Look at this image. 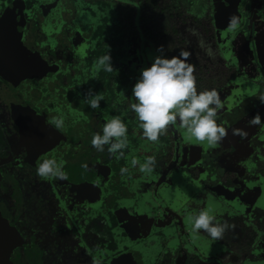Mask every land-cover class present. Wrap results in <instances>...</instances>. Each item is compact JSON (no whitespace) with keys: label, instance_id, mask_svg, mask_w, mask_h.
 Segmentation results:
<instances>
[{"label":"rangeland","instance_id":"1","mask_svg":"<svg viewBox=\"0 0 264 264\" xmlns=\"http://www.w3.org/2000/svg\"><path fill=\"white\" fill-rule=\"evenodd\" d=\"M0 1H2L0 5V77L2 81H0V84L2 85L1 91L9 93V99L1 98L0 103L5 105L3 109L6 112L4 115L7 119V127L16 131L15 125L20 122L22 126L21 137H24L25 140H31L33 143L31 147L33 149L38 148L46 154L41 161L40 157L36 156V153H34V150H27V152L34 153L32 160L20 164L13 176L3 185V189H6L7 192H0L1 244L6 241L7 235L12 230L14 233L19 232L7 223L8 220L18 221L21 218L19 213L22 207L20 199L15 195V191L9 190V186L13 185L12 183L17 184L21 181L22 185H25V181L31 182L49 195V201H47L46 198L43 200L41 191L34 190L31 194L42 208V213L45 216L43 218L44 221L41 222L43 225L45 224L48 226V218L46 217L49 216V208L53 207L55 212L65 214L66 201L64 195L66 194L65 197L69 200L73 199V191L78 190L77 182L80 176L72 174L70 176L71 179H73L71 183L61 178L44 180L37 175V166L44 160L55 159L57 163L63 160L65 163L62 170L65 174H68L70 173V167L68 166L66 155L72 153L69 144H75L81 150L87 151L90 149L89 145L92 143L87 137L82 139L84 142L81 141L83 133L88 134L90 132L92 135L93 131L97 128L98 132L102 134L101 131L103 132V126L106 120L103 126H101V123L97 121H102V119L105 118L102 115L92 116L94 109L89 108L90 105L85 98V94L89 89H94L99 79L100 82H102L105 75L104 72L101 71L102 67H99L97 62L92 65L91 71L84 70V64L80 62L84 60V57L89 56L95 59L97 55L102 57V55H105L107 52L110 53L113 59L114 50H117L119 46V43H115V41L120 37L121 32L130 22L127 13H133L134 11L138 12L141 8L140 4H142V0H134L132 3L127 0H119L116 4L120 6L116 8H110L105 0H89L88 2H92V5L83 12L81 11L82 9H80L81 4L75 5L77 0H58L57 2L54 1V3L50 2V8L46 4L43 5L45 8H43V6L38 7L40 4L38 0ZM226 1L227 0H215V3L216 6H221ZM5 3H7V5ZM64 9H66V15L62 11ZM75 13L79 14L78 17H81V14L85 15L83 19L82 17L80 18L82 22L79 24L82 26L80 32L87 35L84 41L81 40L80 42L72 44L71 40L67 38V34H71L69 30H75L77 26L67 28L66 22L62 23V20H71V17L75 16ZM245 19L246 17L243 18L242 21H245ZM122 20H124V24L121 23ZM74 45L77 47L74 48ZM79 49L84 53L79 54ZM82 68L84 71L83 79L80 78ZM99 73L102 74L100 78H97ZM107 74L111 76V73ZM95 76L96 79H94ZM241 83L243 84V82ZM88 85H90L91 88L87 89L86 86ZM118 88L119 87H117L115 91L117 93V100L113 101V98H108L106 100L107 107L104 112L108 111L109 118L116 113L115 103L116 107H119L121 104ZM15 100L23 101L25 105L28 106V111H21L22 115H17L15 117L13 114L15 112V107L12 105ZM245 106L248 107L247 104H245ZM108 107L111 108V110H108ZM54 117L63 119L64 123L61 129H56L49 123ZM114 117L118 116L115 115ZM16 118H21V120H16ZM261 130L264 131V128L262 127ZM16 135L18 137L17 132ZM68 135L73 138L71 143L70 141L64 140V137ZM129 143L130 142H128V144ZM105 151H107V147L102 153L101 151L97 152V150H95L94 152V150H91V159H96V161H98L102 157V154L105 157H114V155L110 153L106 154ZM126 151L127 148L124 149V155ZM93 156L94 158H92ZM120 159L122 160L123 158ZM121 160L120 165L122 166ZM135 168H138V166H135ZM118 169H120V166L117 162L112 168L100 170L101 182L104 184L110 183L112 177L120 174V170ZM88 174L95 175L92 169H89ZM133 177L132 175L131 179H133ZM118 182H120L119 178ZM205 187L206 186L200 182L195 188L199 191L201 188ZM186 189L191 190L190 184L186 186ZM56 190H58V192ZM137 191H139L140 194L135 193ZM9 193H11V195H6ZM142 193L143 189L131 191L132 197L128 196L127 202H122L123 205L116 212L120 220H124L126 215L132 216L131 212L134 209L132 203L135 204L138 198L142 199ZM77 195H79L78 192ZM81 201L82 200L78 203H81ZM186 201H188V199H186ZM73 203L76 204L77 202L74 200ZM44 204L45 207H43ZM185 204L186 203H184V205ZM257 209L262 208L257 206ZM88 210L89 209H86L79 213L78 217H85ZM137 211L139 212L140 210ZM260 216L261 220L264 221L263 209ZM129 235L130 238L134 237L130 232ZM145 236L146 234L142 237ZM34 237V235H30L29 240L33 241ZM20 240L23 241L22 236ZM19 251V254L4 257L3 259L12 264H42L39 263L40 252L36 245L24 246ZM102 251L107 253L106 250ZM131 251L132 250L129 252ZM139 254L140 253H128V255L121 256L119 263L170 264L169 262L171 261L167 252L162 253L157 258V250L150 252L148 258ZM129 256H131V258H129ZM261 264H264V262Z\"/></svg>","mask_w":264,"mask_h":264},{"label":"water","instance_id":"2","mask_svg":"<svg viewBox=\"0 0 264 264\" xmlns=\"http://www.w3.org/2000/svg\"><path fill=\"white\" fill-rule=\"evenodd\" d=\"M40 4L38 7L43 6L46 4L50 8V2L58 1V0H38ZM195 0H193L194 2ZM203 0L198 1L199 6L195 9V5L192 4V12L198 14L200 11V4ZM253 0H245V4L251 6ZM231 3L230 0L227 1ZM45 8V6H43ZM227 9V8H226ZM218 9L215 8L213 12V18L218 15L216 14ZM258 17V9H256ZM222 13L224 14L225 19H229V13L226 10H223ZM222 14V15H223ZM77 16V15H76ZM76 16L71 17V20L68 21L62 20V23L67 24V28L76 27L75 30H69L67 34V38L71 40V43L76 42L80 38L84 41L86 35L80 32V18L85 17L84 14H81L76 19ZM71 21V23H70ZM75 23H74V22ZM258 20H251L250 17H246L245 21H243V25H239L238 29L234 31H229L227 29L221 30L217 21H213V26L216 28L215 31V38L216 43L219 48V58L216 60L215 65L222 68L228 67H236L240 69L239 60H237L238 56L235 54H239L237 50L238 43L241 42L240 36L242 35L245 37L249 43H253L252 51L256 54L259 53L258 49ZM254 23V26H250L248 24ZM76 36H75V35ZM77 46L74 45V48ZM212 52L218 50L213 47V45H209ZM140 48V47H139ZM241 49V47H240ZM89 50V49H88ZM83 52L79 49V54ZM229 52L231 55H229ZM246 49L244 46V53ZM84 53V52H83ZM144 53L147 54V60L152 64L153 59L151 55V47L146 48ZM119 62V57L117 58ZM220 64V65H219ZM259 64L264 68V62H260ZM126 78V77H125ZM122 73L119 76L116 73L114 89L118 88V93L120 92V88L123 87L122 82L126 80ZM214 83H210L208 85H199V92L204 90H215ZM111 92V91H110ZM114 94H117L114 92ZM233 112L227 111V109L222 108L218 113V120L217 123L229 124L231 121H235L236 116L232 114ZM101 133H103L101 131ZM169 133H173L176 137V142L178 143L177 151L180 152L181 163L190 171L186 170L183 172L185 177H189L191 182L189 184L192 185L191 190L189 193L188 189L176 190V185H178L181 181V178L176 177L175 180L177 183L172 179L171 180V189H166L163 192V199L162 201L159 200L157 196L158 192L161 191L162 185L167 184L166 176L168 174L165 172L163 163L156 166L158 163L157 152L159 151V141H149L146 138H135L133 136H127L128 144L127 151L121 160L122 166L120 165V160L117 159L115 156L113 157H105L102 154L100 160L96 161L93 160L92 164L87 166L86 170L83 169L81 176V182L77 184L78 190L73 191V199L69 200L64 195L65 198V212H70L73 219L77 222H87L91 223L92 220H96L98 224H104L110 230L109 233L105 234L103 238H99L98 235H94L92 237H88L87 239L83 240L81 237H77L73 239V245L71 247L70 255L73 259L76 258L74 263H78L77 260H80L82 263L86 264H121L119 263L120 257L124 256L128 253H138L141 251L142 246L145 248L147 245L151 246L152 250H157V256L160 255L162 248H160V236L162 233V228L165 225H170L166 223H159L158 217H164L165 212L167 211H178L184 209V214L182 212L179 213L177 219L181 224V228L183 224L187 227L192 228V223L188 219L189 211L187 208L190 207L191 204V215L190 217L197 215L198 212L201 211H208L209 215L213 214L219 221L227 222L232 227H238L242 231L236 233H230L228 241L224 242L223 246L219 249L214 248V245L210 243L209 240H206L204 237L197 236L193 233L187 232L191 238V245L189 246L192 248L190 251L189 246L185 243L181 245L180 241H178V257L174 263L176 264H202L204 262L213 261L218 259L219 264H241L238 255H243L248 252L247 248L244 246L247 243L252 242V238L258 235V259L264 260V221L261 220L260 214L262 213V209L264 210V200L257 202L258 196V183L252 181L251 179H246L242 171L239 169V163L237 167H234V160L232 155L229 152V147H234V144L231 146H226L221 150L210 152L209 154L205 155L201 152L200 157L192 160V145L186 144L183 142V137L186 133V130L181 129L179 127V123L175 126H169L167 132H162L160 137H167ZM160 138V139H161ZM242 139V138H239ZM192 141V139H191ZM230 139H227L224 142H229ZM233 142V141H232ZM223 143V142H221ZM205 146L210 148L208 143H204ZM91 147V148H90ZM90 149L96 150L92 144L90 145ZM107 146H105L106 148ZM235 152L237 151V147L234 148ZM98 152V151H97ZM102 153V152H101ZM106 154H109L108 150L105 151ZM228 153V154H227ZM87 158L86 161H89L88 158L91 159V155L88 157V151L83 153ZM154 156L156 160V164L154 169L151 172L140 171L139 164L145 163L147 157ZM94 158V156L92 157ZM133 158H136L139 161L137 165L138 168L132 167L131 161ZM88 159V160H87ZM32 160V159H31ZM237 161V160H236ZM235 161V162H236ZM30 162V161H28ZM118 162L120 166V174L112 177L110 183L104 184L101 182L100 170H105L112 168ZM124 163V167H123ZM116 168V167H115ZM122 168H127L128 171L125 173H121ZM89 169H92L95 175L88 174ZM169 170V169H168ZM167 170V171H168ZM180 170V167H179ZM179 174V173H178ZM232 174V175H231ZM132 175L134 176L133 179ZM173 175V174H172ZM170 175V176H172ZM188 175V176H187ZM118 178L120 182H118ZM171 179V178H170ZM122 181V182H121ZM132 182V183H131ZM203 183L206 187L201 188V190H196V185ZM69 183V182H68ZM71 183V181H70ZM136 189H143V193L141 195L142 199H137L135 203H139L140 207L136 204V213H140L142 216L136 215L135 221V214L134 211H130L132 216L126 215L124 220H120L116 212L118 209L123 205L122 202H127V197H132L131 191H136ZM77 192L79 195H77ZM140 194L139 191L135 192ZM179 194V196H177ZM155 196V197H153ZM181 197V198H180ZM261 197V194L259 195ZM194 198V199H193ZM188 199V201H186ZM77 203L81 201V203H73V201ZM165 201H167L165 203ZM186 201V202H185ZM248 202V203H247ZM132 203V202H131ZM184 203H186L184 205ZM260 206L262 209H258L257 207H253L252 205L255 204ZM133 204V203H132ZM68 205V206H67ZM89 209L87 215L83 218H79V213L83 212L84 210ZM193 209V210H192ZM137 210H140L139 212ZM96 212V215L94 213ZM199 214V213H198ZM115 217L117 219V225H113L110 222H104L107 220L108 217ZM150 216V217H149ZM102 217V219H101ZM189 217V218H190ZM254 218L258 221V229L256 231H251L254 226L243 224L246 219ZM76 224V223H75ZM77 225V224H76ZM131 227H133L135 235L134 237L130 238L129 232H131ZM81 231H84V226L81 225ZM142 229L144 230L142 232ZM156 229L159 230V237L158 233L155 234ZM251 231V232H250ZM200 233V231L198 232ZM146 234L145 237H142ZM239 234V235H238ZM164 237V236H163ZM162 237V238H163ZM18 241V240H16ZM14 241H8L6 243V257H10L12 252L15 250ZM160 241V242H159ZM229 243V245H228ZM181 245V246H180ZM14 246V247H13ZM174 247V244L171 245ZM106 250L107 253H105ZM132 250L131 252H129ZM160 250V251H159ZM150 249L148 247V252L146 251L145 255L147 258L150 256ZM143 254V253H141ZM236 257V259H233ZM200 258V261L197 259ZM6 264H12L8 261H4ZM58 264L54 259V263ZM73 264V263H71Z\"/></svg>","mask_w":264,"mask_h":264},{"label":"trees","instance_id":"3","mask_svg":"<svg viewBox=\"0 0 264 264\" xmlns=\"http://www.w3.org/2000/svg\"><path fill=\"white\" fill-rule=\"evenodd\" d=\"M88 1L89 0H77V3L75 5L81 4L80 9H82L81 11L83 12L85 9H88L89 6H91L92 4V2L89 3ZM105 1H107V5L110 6V8H116L120 6L116 4V2H119V0H105ZM127 1L132 3L134 0H127ZM230 1H231L230 4L232 5L233 1L232 0ZM1 2L2 1H0V5L2 4ZM5 4L7 5V3ZM192 4H193V0H188V1L187 0H142V4H140L141 8L139 12H137V14L139 15L135 22H133L131 19L132 13L131 12L127 13L128 14L127 16H129L130 19L129 22L131 24L130 26L132 27L131 28L125 27V29H123V31L120 34V37L115 41V43H119V46L117 50H114L113 53L114 54L113 57L117 58L118 55L119 63H120L116 68H114V71L116 70L119 76L122 73L123 77L124 78L126 77L125 78L126 80L122 82L123 87L120 88V92H119L121 104L119 107H116V103H115L116 113H114L111 118H109L108 113L104 112L107 107L106 103H104L103 107L101 106L102 104H100L99 108L94 109L93 115L96 114L100 116L103 115L104 118H106V121L103 120L99 122L101 123V126H103L104 121L107 122L108 120H111L115 115H117L126 125L127 127L126 134L128 136L145 139L143 136V130L139 128L140 122L136 119V114L131 109V104L136 102L135 97L132 96V88L139 79L141 70L143 68L151 66V63L148 60H145L146 53H144V50L146 48L150 49L151 47V52L154 53L152 57L153 61L154 58L158 55L166 56L170 58L172 56H178L181 50L187 51L190 53L188 58V63L193 65L196 63L194 55H198L202 60L203 59L202 56L208 55L207 49L209 48V45L217 44L216 43L217 40L213 34V27H214L213 21H217V23L221 26H227V23H229L230 18L228 20L227 19L223 20L224 14L222 13V11L226 10V12L229 13L228 15L232 17L233 16L231 13L232 8L227 7V9L226 8L221 10L218 9L216 11L217 12L216 14L218 16L215 17L214 20L213 15L215 12H213L212 10L211 0H203L201 2L200 11L198 12V14L192 12ZM63 12L66 15V10ZM78 15L79 14L75 13L76 19L78 18ZM1 18L3 19L2 16ZM170 19L171 21L173 20L172 26H175V24L176 26L180 24V26L186 27L187 32L185 35H181V34L177 35L176 36L177 39L175 38L172 41L171 40L166 41L165 36L161 32L158 34V28L162 26L161 25L162 22ZM121 23L124 24V20H122ZM132 48H136V50L139 52L138 55L134 54L135 57L130 52ZM132 59L134 63L128 65L129 61ZM140 60H144V61L138 62ZM139 63L142 64L140 65ZM106 73H111V72H106ZM0 81H2L1 77H0ZM108 83H112V81H108ZM108 83L106 82L109 90L111 91V87L109 86ZM1 88L2 85L0 84V99L1 98L9 99L8 98L9 93L2 92ZM101 94L104 97L103 100H105L106 98L105 92L101 91ZM116 95L117 94H114L111 97L109 96L107 97L113 98L112 100L116 101L117 100ZM12 105H14L15 107V112L13 113L15 117L17 115H22L21 111L23 112L28 111V106L25 105L23 101L15 100V102H13ZM4 106L5 105H2L0 103V188H1L0 192H4L3 185H5L7 180L13 176L17 167L20 164L25 163L26 161L27 162L31 161V159L34 156V153H36V156L40 157L41 161L46 156V154L40 151L38 148L33 149L31 147L33 146L31 140H25L24 137H21L22 126L20 122L16 123L15 125L16 131L14 129H10L7 127V122H6L7 119L4 115V113L6 112L3 109ZM98 109L100 111H98ZM108 110H111V108L108 107ZM17 119H19V121L21 120V118H16V120ZM16 132L18 134V137L16 135ZM96 133L99 132L95 130L93 131L92 135L90 134V132L86 134V137L90 140L91 143H92V138ZM67 137L68 136L64 137L65 141H68ZM160 138L161 137H159L158 139L160 140L158 142L159 151L160 153H162V155L165 158H167V155L169 153V148L174 149V144L172 145V141H173L172 137L170 138V140L168 137V142L166 137H163L161 139ZM69 148L72 151V153L70 155H66V159L68 161V166L70 167V173L66 174L65 178H61V179L66 182H70L71 180H73L71 179L70 176L74 174L80 176L79 181L77 182L80 183L82 179L81 173L85 168L87 157L84 154H82L79 151V148H77L75 145L69 144ZM29 149L34 150V153L27 152V150ZM88 152L89 154H87V156L89 157L91 153V149H89ZM158 152L155 155H158ZM177 155L181 159L180 152L177 151ZM169 159L171 160L172 156L168 157V160ZM188 171L190 170L188 169ZM20 184L22 183L19 182L14 186L12 185L13 187H9V188H11V191L15 189H17L18 191H22L23 189H20ZM33 188L37 189L38 187L33 186ZM56 191L58 192V190ZM16 196L19 199H21V196L18 195V193H16ZM25 196L27 197V203H28V208L26 209V215L28 214L30 220L26 221L25 218L22 219L21 217L20 221L18 222L10 221V220L7 221L9 225H11L15 230L19 232L14 233V231L12 230L7 235L6 241L7 240L14 241L19 239L21 236L23 237L22 243L20 241H16L13 243L15 246V247L13 246L15 250L12 252L10 256L19 254L20 253L19 250H21L24 246L27 247L30 245L31 246L36 245L40 252L39 263L52 264L54 263V259H55L58 264H71L76 261V258L73 259L72 256L70 255L71 247L74 246L72 241L73 239L77 240L76 238L79 236L83 241L88 237H92L94 235H98L99 238H103L105 234L110 232V230L106 225L98 224L96 220H92L91 223L77 222L75 219L72 218L70 212H65V214L61 212H55V210H53V207L49 208V216L46 217L48 218L47 219L48 226H46L45 224L43 225L41 222L44 221L43 218L45 216L42 213V208H39V206L36 204L35 201L32 202L33 199L30 198L28 192L25 193ZM43 207H45V204ZM94 215H96V212L94 213ZM136 215L138 216L137 213ZM55 217H57L58 219ZM137 220H135L136 223ZM104 222H110L113 223V225H117V219L115 217L109 216L107 220ZM219 222L223 223L222 221ZM256 223L257 220L254 218L246 219V221L243 222L244 225L248 224L252 226H256ZM81 225L84 226V231H81L80 228ZM254 229L255 227H253L251 231H254ZM30 235L35 236L33 238V241L29 240ZM251 238H252V242L247 243L244 246L245 248H247L248 252L243 255H238L239 256L238 261H241L242 262L241 264L262 263L260 261L258 262L257 260L256 261L252 260L257 254L256 251L258 250V240H257L258 235ZM218 241L220 240H214V242H218ZM186 245L189 246V244ZM189 248L190 251H192V248L190 246ZM5 253H6V248L3 247L2 244H0V264H6L4 262L5 260L3 259L4 257H6ZM138 253L141 254V251H138ZM129 258H131V256H129ZM232 258L236 259V257L233 256ZM77 262H78L77 264H86V263H82L80 260H77Z\"/></svg>","mask_w":264,"mask_h":264},{"label":"flooded vegetation","instance_id":"4","mask_svg":"<svg viewBox=\"0 0 264 264\" xmlns=\"http://www.w3.org/2000/svg\"><path fill=\"white\" fill-rule=\"evenodd\" d=\"M198 1H200V0H195L193 2V5H195V9L199 6ZM211 1H212V10L213 11L215 10V8L221 10V9H224L227 7H231L232 8L231 9L232 15L238 17L239 21H241L239 23V25H243L244 22L242 21V19L245 17H250L251 20H253V19L258 20L257 26H258V49H259V53L258 54L254 53L252 51L253 43H249V41L246 40L245 37H243L241 35L240 39H239V40H241V42L238 43V46H237V50L239 51V54H237V53L235 54V56L239 55L237 60H239L238 62L240 65V69H238L236 67H228V66H227V68H222V65H220V64H219L220 67H217L216 66L217 64L215 65L216 60L219 58V55H218L219 48H218L217 44H213V47L215 46V48H217L218 50L214 49V52H212L213 55H211V56L210 55L202 56L203 59L201 60L198 55H194L196 63L193 64V66L195 69L194 76L196 78V83L198 84V81H204V80L205 81L208 80V82L214 83V85L216 87L215 90L217 91V93L220 97V100L222 101V104H223L222 108L227 109V111L233 112L232 114L236 116V119H235V121H231L229 124H227V123L223 124V126L228 131L227 136H228V140L230 139V141L227 143L224 142L227 139V137H226L222 141L223 143H220L218 146L211 147V150H209L210 148H208L207 146L204 145V143H207V141L201 142V141L196 140L194 137L195 141H193V142H195V143L190 142V140L188 138H186L188 133H186L185 136L183 137V142L193 146L192 147V160L200 157L201 152L203 154L207 155L210 152L218 151V150L223 149L226 146H231L234 144V147H229V152H228L232 155L233 159H235L234 163H233L234 167H237L238 166L237 164L239 163L240 164L239 169H240V171H242L245 178L251 179L252 181H255L256 183H258V193H257L258 196H257L256 201L260 202V201L264 200V131L261 130L262 127L264 128V124H263L264 123V103H261L259 100V97L261 95H264V68L259 64V61L264 62V0H253L251 6L246 5L245 0H232L233 1L232 5L230 3H228L227 2L228 0H227L221 6H216L215 0H211ZM94 7H96V6H94ZM256 9H258V17H256V15H257ZM65 10L66 9H64L62 11H65ZM138 15L139 14H137L136 11H134L132 13L131 19L133 22L136 21V19L138 18ZM172 21H171V19L169 21L165 20L164 22L161 23L162 26H160V28L158 30L159 33L161 32L165 36L166 41H170V40L172 41L173 39L176 38L177 35H180V34L185 35L187 32L186 27L180 26V24L177 26L176 25L171 26V25H173ZM130 25L131 24L128 23V26L126 28H131L132 26H130ZM248 25L254 26V23L253 24L250 23ZM228 26H229V23H227V26H219V27L221 28V30H223V29L226 30ZM215 31H216V28L213 27V34H215ZM85 35H87V34H85ZM81 39L82 38H80L76 42H80ZM76 42H74L72 44H75ZM244 46L246 49L245 54H243L244 53ZM240 47H241V49H240ZM140 52H141V49H140ZM81 53H83V52H81ZM131 53L134 56V54L138 55L139 52L136 50V48H132ZM151 55L153 56L154 53L151 52ZM229 55H231L230 52H229ZM145 57L147 58V54H145ZM99 58L100 57L98 55L95 57V59L93 57H89V56L84 57V60H81L80 63L84 64V68H85L84 70L91 71L92 65L95 64ZM133 59L129 61L128 65L129 64L131 65V63H134ZM145 60H147V59H145ZM143 61L144 60H140L138 62H143ZM0 63H1V61H0ZM119 64L120 63L117 60H115L114 63L112 64L113 68H116ZM139 64L141 65L142 63H139ZM101 71H103V70L101 69ZM102 73H99L97 75V78H100ZM116 73H118V72L116 70L115 71L113 70L111 72V76H110L109 74H107L105 72L104 73L105 77L103 78L102 82H100V79H99V81L95 84L94 89H92L94 92H97V93H101V91L105 92L106 95L105 94L104 95L106 96V98H105V100H101V102H100V104H102L101 105L102 107H103L104 103H106V100L108 99L107 96L111 97L112 95H114V92L117 90V89H114V86L116 85V83H115ZM83 74H84V71L82 68V71L80 72V78H82V79L84 78ZM94 79H96V76L94 77ZM108 81H112L113 84L108 83ZM106 82L111 87V92H110ZM241 82H243V84ZM86 87H87V89L91 88L90 85H88ZM245 104H247L248 107H246ZM89 108H91V107H89ZM257 109H258V113L257 112L255 113L254 111H256ZM98 111H100V110L98 109ZM257 114H259L261 117V124L256 125V126H250L248 121H250ZM96 115H98V114H96ZM92 116H94V115H92ZM103 120H106V118L102 119V121ZM97 122H101V121H97ZM234 128H239V129L246 131L248 134L247 137L242 138L238 135H233L232 130ZM181 129H183V128H181ZM95 130H97V128ZM83 135H85V136H83ZM83 135H82L81 141H83L82 139H85V137H86V134L83 133ZM68 137H67L68 141H70V139H71V141H73V138L70 135H68ZM168 137H169V140L172 137V140H173L172 145L174 144V149L169 148V153L167 155V158H165L162 155V153H160V151L158 152V155H156L157 160H158V163L156 166L158 167L159 165H161L163 163L164 169L166 170L165 172L168 174V176H166V180L168 183L162 185L161 191L158 192V194H157V196L159 197V200H157L158 202L162 201L163 192L166 189H169V191L172 190L171 184H170L171 180L173 179L177 183L175 178L178 177V175L181 178V181L178 185H176V190H179L181 188L183 191V189H186V186L187 185L189 186V183L191 182V179L189 177H185L183 174L184 171L186 173V170H184V169H187V168L181 163V160H179V157L177 155L176 149L178 147V143L176 142L175 135L173 133H170L169 136L166 137L167 142H168ZM239 138H242V139H239ZM71 141H70V143H71ZM71 145H75V144H71ZM76 147L79 148L78 146H76ZM89 147H90V145H89ZM235 147H237L236 152L234 149ZM79 151L82 154L85 152L84 150H81L80 148H79ZM68 155H70V154H68ZM171 156H172V159L168 160V157H171ZM88 159H89V161H86L84 170H86L87 166L91 165L93 162L92 159H90V158H88ZM179 167H180V170H179ZM187 171H188V169H187ZM170 175H172V176H170ZM25 182H26L25 185L20 184V189H23L22 191H18L17 189L12 190V191H15V195H16V193H18V195L21 196L20 203H21L22 207H21L19 213H20V216L22 217V219L25 218L26 221H29L30 219L28 217V214L26 215V209L28 208V203H27V197L25 196V193L28 192V195L30 196V198L33 199L32 202L35 201L34 198L31 196V194L34 190L42 192L43 200L46 198L47 201H49V199H48L49 195L39 187L37 189H34L33 186H36L34 183L27 182V181H25ZM12 184L14 186L16 183H12ZM13 186L10 185L9 187H13ZM190 186L192 187L191 184H190ZM9 190L11 191V188H9ZM190 191L192 192V190H189V193H190ZM4 192H7L6 189L4 190ZM172 192H173V190H172ZM260 194H261V197H259ZM6 195H11V193L6 194ZM177 196H179V194H177ZM153 197H155V196H153ZM166 202L167 201H165V203ZM26 204H27V208H26ZM36 204L39 206V208H41V206L37 202H36ZM136 204L138 205V207H140L139 203L132 204V207L134 208L133 211H134L135 215H136V209L138 208V207H136ZM252 206L256 208L258 205H256V203H255ZM0 208H1V205H0ZM189 208H191V204H190ZM189 208H187V210L189 211V217H190L191 211ZM180 212H182V214L185 213L184 209H182L180 211L175 209V211H173V212L170 210L168 212L166 211L164 217H158L159 223L162 224V222H163L166 224H170V225H165V227L162 228V233L160 236L161 242L159 241L160 242L159 246H160V248H162L160 255L164 252H167L169 254V257L171 258V261L169 262L170 264H176V263H174V261H176V259L178 257L179 249H178V242H177L176 238H178L180 240L181 245L184 243L191 245V238H190V235L187 234V232L193 233V234L200 236V237H204L206 240H209L210 243H212L214 245V248L219 249L223 246L224 242L228 241L230 233H236V232L242 231L238 227H232L231 229L229 227L225 231L223 238L219 239L220 241H218V242H214V240L212 241V238L204 231H200V233L193 232L192 228L187 227L185 224H183V226L181 228V224H180L179 220L177 219V216L179 215ZM198 213H200V212H198ZM211 215H213V214H211ZM192 217H190V219H189L191 223H193ZM135 220H136V217H135ZM18 221H20V220H18ZM18 221H16V222H18ZM217 221H219V219H217ZM254 227H255V229H258V221L256 223V226H254ZM255 229H254V231H256ZM131 230H132L131 232L134 233L133 235H135L133 227H131ZM156 233H158V237H159V230L156 229L155 234ZM6 242L7 241H4L3 243H1L3 245V247H5ZM172 244H174V247H171ZM228 245H229V243H228ZM148 247L150 249V252L155 251V250H152L151 246H149V245H147L145 248L142 246V248H141V253H143L142 255H145L146 251L148 252ZM256 253L257 254L255 255V257L252 260H254V261L257 260L258 262L259 261L264 262V260H262L260 258L258 259V251H256ZM197 259L200 261L199 257H197ZM202 264H219V262H218V259H215L213 261L204 262Z\"/></svg>","mask_w":264,"mask_h":264},{"label":"clouds","instance_id":"5","mask_svg":"<svg viewBox=\"0 0 264 264\" xmlns=\"http://www.w3.org/2000/svg\"><path fill=\"white\" fill-rule=\"evenodd\" d=\"M239 19L230 17L228 30L234 31L239 27ZM162 47V46H161ZM208 55H213L211 48L207 49ZM190 53L181 50L178 56L166 57L158 55L154 58L150 67L143 68L137 82L132 88V96L136 102L131 104L136 119L140 122L139 128L143 130V136L149 141H157L162 132H166L169 126H179L185 129L198 141H207L210 146H218L228 135L227 129L217 123L218 113L223 104L216 90H204L198 92L200 83H196L194 66L188 63ZM110 53L98 59V66L104 71L114 70ZM205 81V80H204ZM204 82H202L203 84ZM212 83V82H211ZM216 89V88H215ZM85 98L90 107H100L104 99L101 93L89 89ZM264 103V95L259 97ZM51 123L56 129L63 127V119L54 117ZM250 126L261 124L259 114L248 121ZM127 127L119 117H113L103 126V133H96L92 138V146L97 151H104L105 146L110 154L117 159L124 157V149L128 147ZM233 135L242 138L247 137V132L234 128ZM64 161L59 163L55 159L44 160L37 166V175L44 180L65 178L62 170ZM133 167L139 164L136 158L131 161ZM156 164L154 156L147 157L143 164H139L140 171L151 172ZM122 168L121 173L127 172ZM192 231L206 232L213 240L223 238L225 231L230 227L225 221L220 223L214 215L208 211H201L192 217ZM22 243V241L17 239ZM16 241V240H15Z\"/></svg>","mask_w":264,"mask_h":264},{"label":"crops","instance_id":"6","mask_svg":"<svg viewBox=\"0 0 264 264\" xmlns=\"http://www.w3.org/2000/svg\"><path fill=\"white\" fill-rule=\"evenodd\" d=\"M168 21H169V20H168ZM171 26H172V25H171ZM107 53H108V52H107ZM107 53H106V54H107ZM106 54H105V55H106ZM102 56H104V55H102ZM117 58H118V55H117ZM117 58L114 57L112 60L115 61V60H117ZM112 60H111V62H112ZM97 62H98V61H97ZM112 64H113V63H112ZM102 70H103V68H102ZM103 72L105 73V72H107V71H103ZM198 82H199L200 84H202V82H204L202 85H208V84H210V82H208V80H206V81H198ZM197 90H198V92H199V88H198V87H197ZM254 112H255V113H256V112L258 113V109H257L256 111H254ZM166 132H167V130H166ZM166 132H165V133H166ZM186 138H188V139L190 140V142L195 143V142H193V141H195V140H194V137L190 136L189 134H187ZM191 139H192V141H191ZM137 214H138V216H140V217L142 216L140 213H137ZM187 217H188V219H190L189 216H187ZM223 223H224V222H223ZM176 240H177V242L180 241L178 238H176ZM178 243H179V242H178Z\"/></svg>","mask_w":264,"mask_h":264}]
</instances>
